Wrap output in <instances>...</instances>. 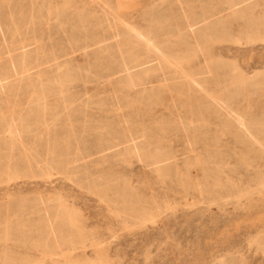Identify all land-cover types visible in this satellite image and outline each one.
<instances>
[{"label":"rangeland","instance_id":"obj_1","mask_svg":"<svg viewBox=\"0 0 264 264\" xmlns=\"http://www.w3.org/2000/svg\"><path fill=\"white\" fill-rule=\"evenodd\" d=\"M237 2L0 0V78L7 53L25 73L0 93V264H264V0Z\"/></svg>","mask_w":264,"mask_h":264},{"label":"bare ground","instance_id":"obj_2","mask_svg":"<svg viewBox=\"0 0 264 264\" xmlns=\"http://www.w3.org/2000/svg\"><path fill=\"white\" fill-rule=\"evenodd\" d=\"M231 1V0H229ZM236 1H239L237 3H234L232 4V7L236 6V5H239V4H243V3H246L247 1H250V0H236ZM239 7V6H238ZM236 13V12H235ZM107 19V18H106ZM108 22V19L106 20ZM203 21V20H201ZM201 21H196V22H187L185 27L187 29V31H190V32H193L194 31V28L196 26L199 25V23ZM206 23V22H205ZM109 24V22H108ZM133 31H134V34L136 36V38L141 41L142 43H144L146 46H148L153 52H160V48L158 45H156L154 43V40L151 36H148L146 35L145 33L141 32L140 30L134 28V27H130ZM118 33V32H117ZM120 36L118 35V38ZM117 38V35H114L113 36V39L116 40ZM3 39H4V28L0 22V41L3 43ZM23 44V43H22ZM115 46L119 47V43L118 41L116 40L115 41ZM23 47V46H22ZM9 51V50H8ZM24 52V51H23ZM7 59H8V69H9V74L6 75V72L3 73L2 75V78H0V93L1 92H4L6 90L7 87H9V85L12 84V81L10 80L11 78H13L14 80H18V79H21L24 77V72H22L17 64V60L16 58L12 57L9 53H7ZM24 55V54H23ZM121 62L123 63V68L125 70L128 71L129 67L128 65L124 62L123 58L121 59ZM30 71H28L29 73ZM128 73V72H127ZM30 76V75H29ZM40 78V77H39ZM183 78L185 79V81L188 83V84H194V85H197V87L199 89H202V84L201 82L199 81V78H197L196 76H188L186 74H183ZM22 80V79H21ZM218 107V109H223L226 111V113L224 114V117H225V120H226V123L228 122H231L233 123L234 125H236L238 127V129L242 132V134L245 136V137H250L252 139L253 137V134L251 133V131L247 128L246 124L243 126V125H239L235 119L232 118L233 115H235V111L234 109L230 108L229 106H226L224 105L223 101L221 99H217V101H214ZM7 122V131L9 133V137L8 139L12 140V141H16L17 140V133L19 132V130L17 128H15V125H16V121L14 120H9V121H6ZM22 123V122H21ZM6 131V130H5ZM20 135V134H18ZM140 139V138H139ZM128 141H132L130 143H132L130 145V149L131 151L136 154L137 156L138 155H143V156H147L148 159L149 158H154L155 159V163H159V161L162 160V158L164 157L163 154H160L158 151H155V152H151V151H148L146 150L142 145H140V143H136L135 141L132 140V138H129L127 139ZM138 140V139H137ZM254 141L257 143L258 140L254 139ZM260 144V143H259ZM261 145V144H260ZM263 147V146H262ZM155 150V149H154ZM109 151V150H107ZM141 158V157H140ZM146 159V158H145ZM144 158H142V160H145ZM141 160V159H140ZM57 217V216H55ZM41 226V225H39ZM19 228V227H18ZM39 229V228H38ZM44 229H48L50 232L49 233H46V236H57V234H62V226L60 225H56V226H52L51 224H48V225H45ZM54 229V230H53ZM52 232V233H51ZM71 235V234H70ZM19 236H25L24 233H21L19 234ZM4 237L6 238H9V237H13L11 236V234H9L8 232L4 234ZM57 238V237H56ZM55 238V239H56ZM51 239V238H50ZM7 240V239H6ZM11 240V239H10ZM47 245V244H46ZM48 246V245H47ZM44 249V247H43ZM68 264V263H67Z\"/></svg>","mask_w":264,"mask_h":264}]
</instances>
